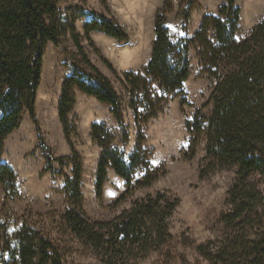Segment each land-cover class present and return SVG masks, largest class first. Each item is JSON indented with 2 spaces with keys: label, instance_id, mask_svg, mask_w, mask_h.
<instances>
[{
  "label": "trees",
  "instance_id": "1",
  "mask_svg": "<svg viewBox=\"0 0 264 264\" xmlns=\"http://www.w3.org/2000/svg\"><path fill=\"white\" fill-rule=\"evenodd\" d=\"M60 1L0 0V158L4 141L20 126L25 112L38 127L35 104L49 42L59 45L62 37L69 34L76 49L72 58L76 66L62 84L58 103L59 118L67 136L71 131L69 114L76 102L75 87L110 105L122 128L123 140H127L125 104L133 110L137 124L145 123L160 111L162 96L180 91L190 75L189 43L185 39H171L165 24V5L156 15L155 40L148 63L140 72L124 74L126 93L120 94L90 61L75 27L59 22ZM85 15L89 19L84 35L89 42L92 30L127 40L128 35L114 19L94 11ZM239 21L236 0H224L217 14L205 15L195 33L193 41L201 47L202 61L214 78L209 98L212 109L207 118L197 109L186 122L190 134L188 158L196 155L203 135L206 136V164L199 172L201 178L217 169L237 167L228 198L233 208L222 216L227 223L255 210L264 197V20L243 40L236 38ZM91 135L103 149L95 176L98 196L109 166L130 185L136 169L146 161L140 146L143 134H137L136 148L128 159L111 144L114 135L105 123L94 122ZM39 141L46 160L45 170L55 173V158L40 135ZM57 160L61 164L72 161L74 166L73 178L66 185L73 207L65 210L62 218L71 232L100 254L106 264H129L130 260L145 258L170 239L167 219L178 205L177 198L171 199L166 191L157 192L135 200L112 220L93 221L82 209L79 157L74 152L73 156ZM156 178L157 175L145 177L137 185H149ZM0 184L8 193L16 190L17 174L7 162L0 161ZM198 249L213 264H229L224 254L208 252L202 245ZM0 264L66 262L62 248L40 230L26 221H12L3 216L0 217ZM230 264H264V232L259 242L246 241L241 255L235 256Z\"/></svg>",
  "mask_w": 264,
  "mask_h": 264
},
{
  "label": "rangeland",
  "instance_id": "2",
  "mask_svg": "<svg viewBox=\"0 0 264 264\" xmlns=\"http://www.w3.org/2000/svg\"><path fill=\"white\" fill-rule=\"evenodd\" d=\"M224 0H61L59 22L75 27L90 61L99 68L120 93L125 94L124 74L140 72L148 63L155 40V19L165 5V24L171 39L189 43L191 72L180 91L162 96L156 116L137 124L128 104L123 110L128 139L110 111V105L74 88L75 105L69 114L70 135L64 132L58 114L62 84L76 62L74 43L68 34L59 45L49 42L45 49L43 70L35 104L38 127L25 112L18 126L4 141L0 161L11 165L17 174L14 192L0 184V217L28 222L50 238L64 252L66 264H106L102 256L84 245L62 218L73 207L67 192V181L73 178V162L61 164L57 158L79 157L81 164L82 209L93 221H109L130 208L137 200L166 191L178 205L167 219L170 239L145 258L129 264H213L200 251L224 254L230 264L241 255L246 241L259 242L264 232V197L246 216L227 223L224 214L232 211L229 190L236 178V166L217 169L200 177L206 164L203 135L196 155L188 158L190 134L186 122L197 109L207 118L214 78L202 61L201 47L193 37L207 14H217ZM240 8L237 40L250 35L254 26L264 20V0H236ZM89 11L104 14L118 22L127 40H119L100 30H92L89 39L84 27ZM75 58V57H74ZM107 60L112 67L105 62ZM103 122L114 135L111 144L124 153H133L137 134H143L140 146L146 163L140 165L132 183L126 184L114 169L107 168V178L100 196L96 190V171L101 147L92 138L91 126ZM207 120L204 121V128ZM39 135L51 150L55 173L45 170L46 160ZM157 175L149 185H137L145 177ZM257 178H261L259 175ZM263 178V177H262ZM264 179V178H263ZM261 180V179H260ZM264 196V185H262ZM228 254V255H226ZM222 264V263H221Z\"/></svg>",
  "mask_w": 264,
  "mask_h": 264
}]
</instances>
